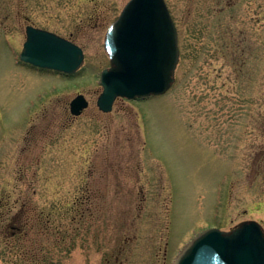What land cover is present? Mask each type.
<instances>
[{
  "label": "rangeland",
  "instance_id": "obj_1",
  "mask_svg": "<svg viewBox=\"0 0 264 264\" xmlns=\"http://www.w3.org/2000/svg\"><path fill=\"white\" fill-rule=\"evenodd\" d=\"M129 1L0 0V264H174L211 228L264 229V0H165L175 83L104 113V41ZM27 26L81 46L82 68L20 62Z\"/></svg>",
  "mask_w": 264,
  "mask_h": 264
},
{
  "label": "water",
  "instance_id": "obj_2",
  "mask_svg": "<svg viewBox=\"0 0 264 264\" xmlns=\"http://www.w3.org/2000/svg\"><path fill=\"white\" fill-rule=\"evenodd\" d=\"M20 60L33 67L75 75L83 49L55 33L28 26ZM105 50L111 66L101 74L97 105L104 113L117 99L145 100L166 94L176 80L179 35L165 0H130L110 26ZM89 107L83 94L70 103L72 115ZM174 264H264V229L246 221L231 231L212 228L196 236Z\"/></svg>",
  "mask_w": 264,
  "mask_h": 264
}]
</instances>
